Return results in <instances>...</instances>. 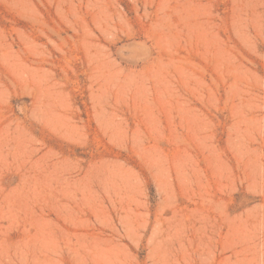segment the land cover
<instances>
[{"label": "rangeland", "instance_id": "1", "mask_svg": "<svg viewBox=\"0 0 264 264\" xmlns=\"http://www.w3.org/2000/svg\"><path fill=\"white\" fill-rule=\"evenodd\" d=\"M0 264H264V0H0Z\"/></svg>", "mask_w": 264, "mask_h": 264}]
</instances>
